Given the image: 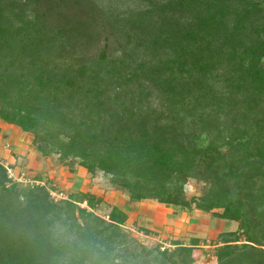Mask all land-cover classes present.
I'll list each match as a JSON object with an SVG mask.
<instances>
[{
    "label": "trees",
    "instance_id": "16d2710c",
    "mask_svg": "<svg viewBox=\"0 0 264 264\" xmlns=\"http://www.w3.org/2000/svg\"><path fill=\"white\" fill-rule=\"evenodd\" d=\"M142 1L121 18L151 57L118 74L29 0H0V121L32 135L42 157L102 173L132 203L221 210L239 227L217 236V264H264V0ZM201 168L208 187L187 199ZM75 196L20 189L0 164V264H192L191 246L148 249L119 209L106 220L94 212L101 198Z\"/></svg>",
    "mask_w": 264,
    "mask_h": 264
},
{
    "label": "rangeland",
    "instance_id": "374dc122",
    "mask_svg": "<svg viewBox=\"0 0 264 264\" xmlns=\"http://www.w3.org/2000/svg\"><path fill=\"white\" fill-rule=\"evenodd\" d=\"M143 2L144 1L142 0H29V8L33 13L36 11L39 17L44 16L45 19L47 18L48 23H53L58 27H65L67 33L75 38L78 49H80L83 55H86L88 61H96L98 60L99 55H103L106 59L102 62L106 64V67H113L115 73L125 74L136 69L137 65L143 59L148 61L151 57V53H149L148 50L143 49V44L140 40L127 35L125 32L126 25L124 27L125 23H123V20L125 19L121 18L122 13L133 8H139ZM50 10L52 11V16ZM61 13H63L65 17L60 18L57 16L61 15ZM103 50L104 54H100ZM166 58L167 56L160 54L155 61L157 62L159 60L161 63V60ZM174 71H176V67L174 68ZM146 85L149 89L155 88L153 84H149L148 82H146ZM189 95L193 97V94L189 93ZM148 97L155 108L162 103L161 93L157 90H150ZM163 118L164 117H161L160 115H152L151 117V119H156L161 122L164 121ZM6 148L10 149V145H6ZM47 158L55 159V163L57 162V164L62 166L67 172H71V169L73 171L76 167H80L72 162V160L59 162L58 156ZM0 164L7 170L8 178L13 182H16L20 189H27L38 185L43 186L49 192L54 201L58 202L68 200L69 198L75 200L77 191L70 192L69 190H66L64 186L59 188L52 183L43 184L41 181L39 182L30 178L25 171L20 172L16 169L14 170V167L12 168L1 160ZM87 176V179L90 181L91 190L93 189L98 192L104 191L105 193L112 190L119 191L111 187L107 178H105L100 172H97L94 175L88 173ZM208 184L209 182L206 180V174L203 173V168H201L197 177L190 178L185 183V197L190 199L192 197L203 195ZM120 192L121 191H119V193ZM121 195L123 197H128L123 192H121ZM80 207L84 208L85 204L80 205ZM195 211L199 214V224L196 229L201 232V240L203 241L202 244L205 248H192L190 254L192 264H217L216 258L214 257L215 248H213V246L218 243L217 236L219 234L216 236V232H213L211 235H207V225L203 223L207 220H221L217 217V215L221 213V210L203 212L193 209L188 212ZM94 212L96 215L107 220L109 209L107 205L101 203L96 207ZM227 222L228 224L224 229L233 230L231 232L238 229L239 224L237 222ZM127 226V228L122 227L124 231L148 249H173V247L170 246V243H172L173 240L162 238V234L157 233L145 237L142 227L132 224ZM193 250H196L197 252L193 254Z\"/></svg>",
    "mask_w": 264,
    "mask_h": 264
},
{
    "label": "crops",
    "instance_id": "0c3cea01",
    "mask_svg": "<svg viewBox=\"0 0 264 264\" xmlns=\"http://www.w3.org/2000/svg\"><path fill=\"white\" fill-rule=\"evenodd\" d=\"M32 140V135L0 121V160L14 167V170L25 171L30 178L43 184L52 183L59 188L64 186L70 192L90 193L101 198L109 212L111 208L116 207L126 215L123 227L127 228L129 224L140 226L145 237L160 233L162 238L173 240L170 243L172 247L178 243L181 246H191L193 249L205 248L201 232L196 229L199 224V214L196 211L174 209L154 200L132 203L119 191L105 193L91 190L90 181L87 179L88 173L84 168L76 167L72 172L65 171L62 166L55 163V159L42 157L33 146ZM6 145H10V149H7ZM203 224L207 225V235L216 232L217 236L222 232L233 231L224 229L228 224L226 220H207ZM215 247L214 245L213 248ZM196 252L193 250L192 253Z\"/></svg>",
    "mask_w": 264,
    "mask_h": 264
}]
</instances>
